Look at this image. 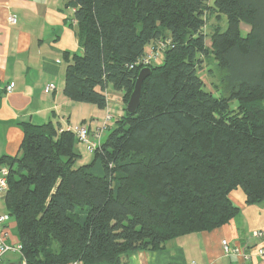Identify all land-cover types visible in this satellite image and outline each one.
Listing matches in <instances>:
<instances>
[{"label":"trees","instance_id":"16d2710c","mask_svg":"<svg viewBox=\"0 0 264 264\" xmlns=\"http://www.w3.org/2000/svg\"><path fill=\"white\" fill-rule=\"evenodd\" d=\"M66 4L82 53L64 52V95L105 109L111 87L124 109L79 166L74 131L21 123L19 154L1 156L0 165L8 168L2 200L27 264H119L229 222L239 210L229 199L235 189L246 204L264 199V0ZM220 15L225 27L204 32ZM165 40L135 113H126L136 62ZM209 57L226 94L205 88L199 71Z\"/></svg>","mask_w":264,"mask_h":264},{"label":"crops","instance_id":"0c3cea01","mask_svg":"<svg viewBox=\"0 0 264 264\" xmlns=\"http://www.w3.org/2000/svg\"><path fill=\"white\" fill-rule=\"evenodd\" d=\"M73 13L66 0H0V157L19 154L22 122L50 121L61 130L72 131L86 124L92 133L103 117L106 108L72 101L63 93L64 52L82 53ZM10 15L16 18L13 24L8 21ZM7 84L13 86L10 92L5 90ZM47 84L54 88L45 91ZM116 98L123 106L120 92ZM244 198L241 189L229 193L239 210L222 226L171 239L161 250L126 254L119 264H239L240 257L223 255V238L251 252L248 264H264V254H257L259 248L264 250V199L246 204ZM1 201L0 214L7 213ZM10 219L8 241L16 242L17 230L15 235L11 232L16 223ZM8 253L1 264H18L17 257L5 262Z\"/></svg>","mask_w":264,"mask_h":264},{"label":"built area","instance_id":"2783aa9c","mask_svg":"<svg viewBox=\"0 0 264 264\" xmlns=\"http://www.w3.org/2000/svg\"><path fill=\"white\" fill-rule=\"evenodd\" d=\"M15 16L10 15L8 17V21L13 24L15 23ZM170 41L165 40L162 42H159L157 46H151L149 49L145 52V54L138 59L136 62V65L143 66H150L160 54L161 50L167 45H169ZM151 49V50H150ZM150 50V52H149ZM13 86L12 84H7L5 86L6 92H10L12 90ZM54 88L52 84L45 85L44 89L45 91H50ZM111 115L107 111L105 115L102 117L101 124L98 125L92 133L89 131V127L86 124H81L77 128H75L73 131L75 132L76 137L78 140L88 146V149L90 151H93L98 144L100 143L101 134L108 126V121L111 119ZM7 175H8V168L4 165H0V200H2V196L6 194L8 184H7ZM10 215L7 213L0 214V264L3 260V256L8 252H14L18 253L20 255V258L18 260V264H27L26 260L22 257L21 254V244L16 242H9L8 239L10 238V233L7 225V220L9 219ZM256 236L261 235L260 232L254 233ZM220 246L221 250L224 256H237L241 258V261L239 264H248L250 258H251V252L249 250L242 249L241 246L238 245H231L226 239L220 240ZM257 254L259 256L264 254L263 248H259L257 250ZM68 264H77L76 261L69 262Z\"/></svg>","mask_w":264,"mask_h":264},{"label":"rangeland","instance_id":"374dc122","mask_svg":"<svg viewBox=\"0 0 264 264\" xmlns=\"http://www.w3.org/2000/svg\"><path fill=\"white\" fill-rule=\"evenodd\" d=\"M211 24H217L219 25L221 28L225 27L226 22L223 16H218V17H211L210 21L207 22L206 26L204 27V32H206L207 34H210V25ZM241 28L243 29V31H248L249 30V26H246L244 24L241 25ZM206 43L209 44V39L206 38ZM149 49V48H148ZM151 50V49H150ZM149 50V52H150ZM162 56L159 55L157 57V59L152 63V64H158L161 63L162 61ZM200 77L202 78L204 84H205V88L210 90L214 96H219L222 94H226V90H225V86L224 83L221 79V71L217 68L215 61L209 57L206 58L205 61L202 64V68L199 71ZM118 92L114 91L111 87H109L108 89V94H107V99H108V104H107V111L108 113L112 116L111 119L108 121V125L110 127H112L114 125V121L117 117V113L119 111L123 112L124 106H121L119 104V102H117V98H116V94ZM236 100H231L230 101V108H234L236 106ZM262 104L264 105V100L262 101ZM123 108V109H122ZM104 112H106V110H104ZM105 113H103L102 116H104ZM101 116V117H102ZM99 117H94V119H98ZM103 118L98 119L99 120V124H101V120ZM97 120V121H98ZM107 129H104V131L101 134V139H104L106 137V135L108 134ZM91 132V131H90ZM76 150L81 154V157L77 160V162L75 163V166H79L82 164H87L91 161L92 159V152H90V150L88 149V146L82 142H77L75 144ZM1 200H0V204H1ZM13 221V218L10 219ZM12 234L15 235L16 229L12 228L11 229ZM20 258V255L14 253V255L11 254H7L5 257V262L10 261V259L12 258Z\"/></svg>","mask_w":264,"mask_h":264},{"label":"water","instance_id":"95a60500","mask_svg":"<svg viewBox=\"0 0 264 264\" xmlns=\"http://www.w3.org/2000/svg\"><path fill=\"white\" fill-rule=\"evenodd\" d=\"M152 68L150 66H143L139 69L135 82L134 87L129 94L127 102L125 104V112L128 114L135 113L141 97V89H142V82L143 80L151 73ZM5 198V195L2 196V199Z\"/></svg>","mask_w":264,"mask_h":264}]
</instances>
